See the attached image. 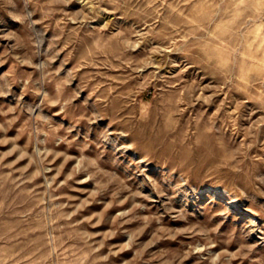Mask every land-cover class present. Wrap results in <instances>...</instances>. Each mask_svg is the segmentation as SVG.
Segmentation results:
<instances>
[{"label":"rangeland","instance_id":"1","mask_svg":"<svg viewBox=\"0 0 264 264\" xmlns=\"http://www.w3.org/2000/svg\"><path fill=\"white\" fill-rule=\"evenodd\" d=\"M0 264H264V0H0Z\"/></svg>","mask_w":264,"mask_h":264}]
</instances>
